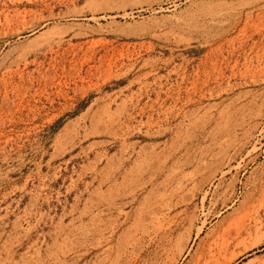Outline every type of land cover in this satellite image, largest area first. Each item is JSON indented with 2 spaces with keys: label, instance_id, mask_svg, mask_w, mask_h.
I'll list each match as a JSON object with an SVG mask.
<instances>
[{
  "label": "rangeland",
  "instance_id": "374dc122",
  "mask_svg": "<svg viewBox=\"0 0 264 264\" xmlns=\"http://www.w3.org/2000/svg\"><path fill=\"white\" fill-rule=\"evenodd\" d=\"M0 264H264V0H0Z\"/></svg>",
  "mask_w": 264,
  "mask_h": 264
}]
</instances>
